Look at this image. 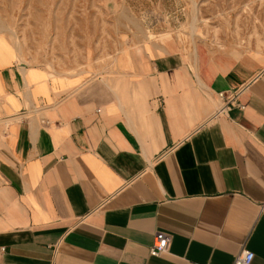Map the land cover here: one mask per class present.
<instances>
[{"label":"crops","instance_id":"0c3cea01","mask_svg":"<svg viewBox=\"0 0 264 264\" xmlns=\"http://www.w3.org/2000/svg\"><path fill=\"white\" fill-rule=\"evenodd\" d=\"M138 48L92 80L0 41V264H264V57Z\"/></svg>","mask_w":264,"mask_h":264},{"label":"rangeland","instance_id":"374dc122","mask_svg":"<svg viewBox=\"0 0 264 264\" xmlns=\"http://www.w3.org/2000/svg\"><path fill=\"white\" fill-rule=\"evenodd\" d=\"M195 39L264 57V0H0L4 50L54 73L104 78L145 40L190 54Z\"/></svg>","mask_w":264,"mask_h":264},{"label":"built area","instance_id":"2783aa9c","mask_svg":"<svg viewBox=\"0 0 264 264\" xmlns=\"http://www.w3.org/2000/svg\"><path fill=\"white\" fill-rule=\"evenodd\" d=\"M240 93L236 92L235 94L228 95L227 93H220L219 97L224 102L222 111L228 109L230 106L235 104L238 108L244 109L245 107L238 103V97ZM172 238L169 234L163 232H157L155 234L154 245L150 249L151 256H159L163 253H166L169 250L171 245ZM255 255L249 251L241 252L235 260V264H252L254 261Z\"/></svg>","mask_w":264,"mask_h":264},{"label":"bare ground","instance_id":"6f19581e","mask_svg":"<svg viewBox=\"0 0 264 264\" xmlns=\"http://www.w3.org/2000/svg\"><path fill=\"white\" fill-rule=\"evenodd\" d=\"M193 22H194V20H193ZM195 25L193 24L192 25V29L193 30H195ZM192 32H194V31H192ZM192 34H194V33H192ZM145 37L148 39V36H146L145 35ZM198 41H196V39L194 40V43H195V45H196V43H197ZM199 42H201V40L199 41ZM203 42V41H202ZM214 49H216V50H218V51H220V52H226V53H230V54H234V53H238L236 50V48L234 49L233 47H229L227 44H223L222 42H215L214 43ZM225 53V54H226ZM228 55V54H227Z\"/></svg>","mask_w":264,"mask_h":264}]
</instances>
